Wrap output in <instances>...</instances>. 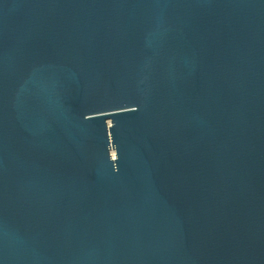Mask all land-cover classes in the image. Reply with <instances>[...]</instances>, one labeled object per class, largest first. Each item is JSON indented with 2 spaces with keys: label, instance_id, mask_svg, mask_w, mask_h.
I'll list each match as a JSON object with an SVG mask.
<instances>
[{
  "label": "water",
  "instance_id": "obj_1",
  "mask_svg": "<svg viewBox=\"0 0 264 264\" xmlns=\"http://www.w3.org/2000/svg\"><path fill=\"white\" fill-rule=\"evenodd\" d=\"M0 264H264V0H0Z\"/></svg>",
  "mask_w": 264,
  "mask_h": 264
}]
</instances>
